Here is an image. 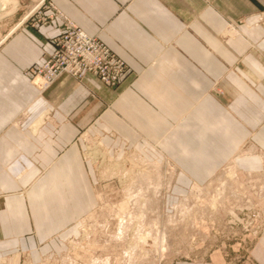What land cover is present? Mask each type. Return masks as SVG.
Returning a JSON list of instances; mask_svg holds the SVG:
<instances>
[{
    "label": "crops",
    "instance_id": "0c3cea01",
    "mask_svg": "<svg viewBox=\"0 0 264 264\" xmlns=\"http://www.w3.org/2000/svg\"><path fill=\"white\" fill-rule=\"evenodd\" d=\"M45 2L127 70L113 87L62 73L40 91L24 72L47 59L62 19L24 20L0 40V254L64 250L97 205L84 157L95 140L114 157L167 159L176 178L233 162L264 184V0ZM254 241L264 264V235Z\"/></svg>",
    "mask_w": 264,
    "mask_h": 264
},
{
    "label": "rangeland",
    "instance_id": "374dc122",
    "mask_svg": "<svg viewBox=\"0 0 264 264\" xmlns=\"http://www.w3.org/2000/svg\"><path fill=\"white\" fill-rule=\"evenodd\" d=\"M13 1L0 2V40L22 21H36L29 0ZM101 147V155L92 149L93 158L84 151L97 205L81 217L64 250L34 260L20 249L0 254V264H255L250 250L264 235V184L257 177L229 162L210 179L176 178L167 159L114 157Z\"/></svg>",
    "mask_w": 264,
    "mask_h": 264
},
{
    "label": "built area",
    "instance_id": "2783aa9c",
    "mask_svg": "<svg viewBox=\"0 0 264 264\" xmlns=\"http://www.w3.org/2000/svg\"><path fill=\"white\" fill-rule=\"evenodd\" d=\"M56 17L62 19L63 30L52 39L53 50L47 59L41 65H33L24 72L31 78V82L42 91L62 73L81 79L86 72H90L104 85L116 86L127 67L124 60L103 41L86 34L65 18L51 2L46 3L45 0L34 5L29 18H36L35 23H47ZM93 143L100 145L98 141ZM87 147V152L91 155L90 145Z\"/></svg>",
    "mask_w": 264,
    "mask_h": 264
},
{
    "label": "bare ground",
    "instance_id": "6f19581e",
    "mask_svg": "<svg viewBox=\"0 0 264 264\" xmlns=\"http://www.w3.org/2000/svg\"><path fill=\"white\" fill-rule=\"evenodd\" d=\"M1 1H7V0H0V2ZM13 1V0H12ZM14 2V1H13ZM94 147H96V149H98V153L99 154H97V155H101L102 154V152H103V148L102 147H100V145H96L95 143H93V142H91V144H90V152H92V149L94 148ZM92 155H93V157H96L93 153H91ZM142 236V235H141ZM143 237V236H142ZM141 237V238H142ZM140 238V239H141ZM136 239H138V238H136Z\"/></svg>",
    "mask_w": 264,
    "mask_h": 264
}]
</instances>
